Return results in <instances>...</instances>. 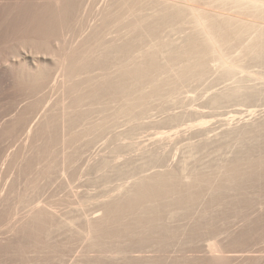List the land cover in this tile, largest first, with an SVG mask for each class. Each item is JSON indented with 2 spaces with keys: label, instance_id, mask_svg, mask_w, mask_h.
Instances as JSON below:
<instances>
[{
  "label": "rangeland",
  "instance_id": "1",
  "mask_svg": "<svg viewBox=\"0 0 264 264\" xmlns=\"http://www.w3.org/2000/svg\"><path fill=\"white\" fill-rule=\"evenodd\" d=\"M2 1L0 19L8 6ZM46 1L25 0V8L35 11ZM122 1L71 0L72 14L55 22L49 36L33 33L39 26L30 20L33 10L20 16L22 26L18 18L0 26V264H264V167L237 171L235 181L223 180L221 189L205 190L189 206L177 207L172 198L135 204L139 215L148 210L142 222L117 214L114 201L126 198V190L137 193L140 175L182 165L209 173L237 157L264 158V76L250 77L264 75L262 62L240 63L249 64L242 66L246 81L233 78L240 71L226 79L215 70L204 80L191 79L173 100L168 94L167 102L151 101L145 115L137 108L142 117L121 110L119 88L126 81L116 69L127 47L135 55L140 43L160 37L180 44L188 32L154 22L152 36L140 28L121 39L151 10L117 20ZM247 81L252 99L243 92ZM242 84L244 95L213 104L214 93ZM105 214L108 221L101 220ZM90 220L98 233H88ZM210 244L220 249L216 256H225L212 258Z\"/></svg>",
  "mask_w": 264,
  "mask_h": 264
},
{
  "label": "bare ground",
  "instance_id": "2",
  "mask_svg": "<svg viewBox=\"0 0 264 264\" xmlns=\"http://www.w3.org/2000/svg\"><path fill=\"white\" fill-rule=\"evenodd\" d=\"M1 3H3L2 0H0V4ZM5 3L8 6L5 4H2V6L5 5V7L6 6L7 7L4 8V11L6 9L5 11L6 13L4 12L6 15L2 17L3 19H0V26L3 24L4 25L7 24V26H11L10 23L8 25V23L6 22H8V20L13 21L12 18L15 19L14 22H17L16 18H18L19 22L21 20L22 22H24L25 21L24 17H23L24 19L23 20L22 18H20V16L25 15V14L27 15V13L32 14L34 11V9H32L33 11L32 10L28 11V9L25 8V0H5ZM45 3L47 5H45ZM42 4L43 6L40 8V5ZM42 4L40 3V5H38L39 6L38 9H37V6H34L35 11L33 13L32 18H30V20L32 19L31 20L32 22L35 21L37 24H39V26L36 25L37 27L35 29L37 28L38 29L34 30L35 32L33 31V33H36L37 35H42V36L43 35L49 36L50 31L52 30L50 28L53 27L55 22L59 21L61 24V22H64L63 20L66 19L65 16L70 17L73 11L72 10L73 6H72L71 0H48ZM147 8H150L151 10L148 11L147 14H145L143 11L144 9H147ZM214 8L215 9L217 8V9L215 10ZM0 9L3 10L1 6H0ZM117 11L118 13H114V15L118 17L117 20H120L122 18H128L130 16H137L139 12H143L141 17H136V19L129 25L128 31L125 30L119 34L121 39H125L126 36L128 35V32L134 33L140 30V28L143 29L146 36L148 37L152 36V34L155 33V32H151L154 29L153 28L154 22H158L160 24L164 23L165 25H168L169 23L173 22L177 25V28L171 27V30H175L179 32L185 33L188 29V32H186L185 34L186 36L184 37L185 38L184 41L182 40L183 38L182 37L181 40L183 42H181L180 44L175 43L171 39L169 41H165L163 40L162 37H160L159 40L155 41L149 46H143L142 44L144 42L140 43L141 45L139 46V51L135 55L132 53H129V51H132L131 48L127 47V49L125 50L124 58L120 61L119 66L117 67L116 71H119V74H120L119 76L122 77L121 79L122 81L124 80L123 82L126 81L127 85L121 82L120 78L119 79L117 78L119 82L126 85L127 88L129 86L131 88H135L134 92L132 91L131 94L129 92L130 87L128 88L129 90L126 89L127 90L126 91L124 90L125 89V87H123L124 85L121 84L119 88L122 91V97H123V103L121 105V110H124L125 112L130 113L129 115L132 117L134 116L135 118H138V116L140 115V114L138 115V112L141 111V108L143 109V111H141V114L145 115L146 113L144 111L148 109L147 105L151 101L158 102V100L159 101L163 100L162 103L164 101L167 102L166 100L168 98H166V96L168 94L174 95L173 92L175 90L178 91L179 89H181L183 86H185V84L190 82L191 79L204 80L203 78H205L207 74H210L214 70L219 73L224 74L223 76L226 75V77L224 78L227 79L228 75H235L233 73L238 72V71H240L238 74L239 76L242 75L241 72L244 75H245L244 72L249 73V71L247 70L244 71L245 69L243 70L242 66L244 64L241 66V64L244 61H247V62H250V61L257 62L258 61L264 64V0H123L118 5ZM1 14H3V12ZM30 14H28L29 17H30ZM107 17H108V10L105 9L103 11V23H106L105 21ZM30 20H27V23H29ZM22 22L20 23L17 22V23L18 25L19 24L21 25ZM14 24L15 23H13V25ZM18 25H14V26L21 27L23 24L21 26H18ZM33 26L35 25H32V27ZM26 28L28 30L30 29L28 27ZM21 30H22V27H21ZM24 32L23 34L25 35ZM96 52H97V47L93 46L90 54L95 55ZM11 55L7 56L6 62H9V60L11 59ZM245 65L243 66L244 68H245ZM113 72L114 71L109 70L108 74L111 75ZM261 72L264 73V71H261ZM219 75L220 74H218V76ZM238 75H236V78L235 76L233 78L235 80L239 78L244 79V75H242L243 77L242 76L239 77ZM256 75L262 76V77L264 76L262 73L260 75L251 73L250 77L251 78L252 76L256 77ZM258 76L256 77V79H259ZM255 77L253 78L255 79ZM249 79H246V80H249ZM240 80L241 79H239V81ZM262 80H258V81H262ZM242 82L244 83V81ZM248 85L249 84L247 81V87L246 85H244L247 88V89L246 88L244 89L246 90V91H243L244 94H246V92L249 90L250 86L248 87ZM230 87H233V88H230ZM230 87H228L229 91L224 89L222 90V92L220 91L219 93L218 92L214 93V95H212L213 100L211 99L213 101V104L220 103V101L223 100L222 98L224 97L229 98L227 96L232 97V95H236L238 93H240V95H244L241 93L242 92L241 88L242 89L244 88L243 84L242 86L236 87L232 85ZM232 89H235V90L233 92H230ZM252 89L249 91V93L247 92L248 94H246L245 96L248 95L249 98L248 96L246 98L252 99L255 93L254 92L255 90L252 91ZM166 91H168L169 93L167 92V94H165ZM179 92L180 90L177 93ZM228 92H230L231 94ZM177 93H175L176 96H177ZM250 93L253 95H250ZM163 94L165 95V98H163L164 97ZM170 95L168 97L172 96ZM175 95L174 97H176ZM159 98L160 99L162 98V99L160 100ZM172 100H173V96H172ZM168 101L170 102L171 98ZM217 101L219 102L216 103ZM137 108H140L138 109L139 111L136 110ZM135 110L137 111V114L135 113L136 115H134ZM132 112L133 114L131 115ZM183 119H185V117ZM190 140L191 139H189V141ZM156 154L157 153H155V155ZM258 157H255V159H253L254 158L253 155L251 156L252 159L242 157V159H245V160L239 159L240 157L239 158L237 157V159H234V160L231 159L227 161V163L220 164L219 166L216 165L215 169H213V171H210L209 173L197 171L194 168L189 170L188 167H186V165L185 166L182 165V167L178 169H176L175 167H168L164 170L161 169L156 172H152V173L145 174V175H140L139 177H136V179L134 180L135 182L134 184L137 185L135 186L136 188L134 187L135 188L134 191L137 190V193L133 192V194L131 195L130 191L126 190V193L129 192L130 196L128 195L126 196V198L125 196H123L124 197L123 199H121L120 197V202H119L120 205H118L119 198H117L118 204H116V201H114L115 199L113 200L115 204L113 201L112 202L116 207L117 214H122L124 218L126 216L128 218H133L132 221L134 220L136 222H139V221L142 222L148 216V210L143 211L142 214L139 215L138 214L139 210L137 209L138 207L136 206L137 204H140L139 206L142 208L144 204H147V203L153 204L163 198H169V199L172 198L174 200H177L175 203L176 206H177V203L180 207L181 205H184V204L191 205L192 202H194L197 199H200L203 196L205 190H207L205 192H215L221 189L222 188L221 182L223 180L230 181V182L235 181L238 177L237 171L241 169L243 170V168L244 170H246L251 165L252 166L255 165L256 166L255 168H257L258 170L259 168L260 170L263 169L264 163L262 162V160H264V158L262 156L261 157L262 160H261ZM156 160L158 162L157 157H156ZM108 162L109 161H106V163ZM259 163H262V165L259 166ZM253 167H252L251 172L255 171ZM257 169H256V172H258ZM256 172H253V173H256ZM253 173H251V177ZM204 185H206V188L204 187ZM127 187L128 186H126V188ZM188 188H192L193 191H191L190 189L188 190ZM128 189L131 190L132 187ZM194 189H197V191L196 190L194 191ZM119 195L121 196V193ZM181 200H186V201H181ZM140 207L139 209H141ZM177 207H174L173 210L176 209ZM47 209L42 208L41 210L42 213L49 214L50 212H48L49 210ZM112 209L113 208L109 209L107 212L109 213ZM149 213L152 214V211L149 210ZM108 215L109 214H105V216L101 218V220L108 219ZM127 221H131V220L127 219ZM124 222H126V219L124 220ZM97 227H98L97 221L90 220L88 223V228H89L88 233H93V232H94L93 234L98 233V232H95ZM97 235L98 234L95 235V238L99 237ZM215 246L216 245H213V244L210 246L211 247L210 252L212 253V255L214 252L216 251L218 252L220 250L219 248L217 249V247ZM216 253H214V255ZM214 255L212 256V258L213 257H216L218 259L220 258L216 256L218 254H216L215 256ZM224 256L225 255L221 256V258Z\"/></svg>",
  "mask_w": 264,
  "mask_h": 264
}]
</instances>
